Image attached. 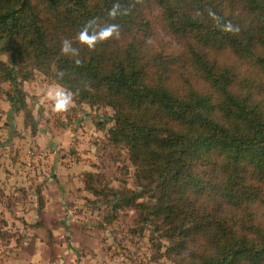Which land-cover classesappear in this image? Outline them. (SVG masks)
<instances>
[{"label":"trees","instance_id":"trees-1","mask_svg":"<svg viewBox=\"0 0 264 264\" xmlns=\"http://www.w3.org/2000/svg\"><path fill=\"white\" fill-rule=\"evenodd\" d=\"M93 18L119 33L88 48L78 36ZM0 52L13 112L21 63L111 109L108 140L135 188L85 174L107 223L135 209L172 264H264V0H0Z\"/></svg>","mask_w":264,"mask_h":264},{"label":"rangeland","instance_id":"rangeland-1","mask_svg":"<svg viewBox=\"0 0 264 264\" xmlns=\"http://www.w3.org/2000/svg\"><path fill=\"white\" fill-rule=\"evenodd\" d=\"M2 64L9 61L0 52ZM14 75L25 95V109L18 104L17 112L0 69V264H172L148 231L138 234L135 209L107 223L109 211L84 189L86 173L135 188L125 149L108 140L111 109L72 99L57 112L50 94L61 87L29 63Z\"/></svg>","mask_w":264,"mask_h":264},{"label":"clouds","instance_id":"clouds-1","mask_svg":"<svg viewBox=\"0 0 264 264\" xmlns=\"http://www.w3.org/2000/svg\"><path fill=\"white\" fill-rule=\"evenodd\" d=\"M119 5L114 4L112 10H110V16H116L118 14ZM226 30H231L232 25L226 24ZM119 33V25L115 23L100 25L97 20L93 18L82 28L79 33L78 39L85 44L88 48H94L97 42L108 39L114 34ZM61 51L64 54H70L72 56L78 55V49L73 47L70 40H64L62 42ZM53 99V107L57 112L66 111L72 103V94L66 90L58 89L50 94Z\"/></svg>","mask_w":264,"mask_h":264}]
</instances>
